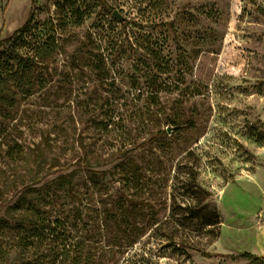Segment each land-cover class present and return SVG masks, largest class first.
Wrapping results in <instances>:
<instances>
[{"label":"rangeland","instance_id":"374dc122","mask_svg":"<svg viewBox=\"0 0 264 264\" xmlns=\"http://www.w3.org/2000/svg\"><path fill=\"white\" fill-rule=\"evenodd\" d=\"M18 30L0 264L264 259V0H0Z\"/></svg>","mask_w":264,"mask_h":264},{"label":"trees","instance_id":"16d2710c","mask_svg":"<svg viewBox=\"0 0 264 264\" xmlns=\"http://www.w3.org/2000/svg\"><path fill=\"white\" fill-rule=\"evenodd\" d=\"M21 33H22V30H18L10 38L0 40V63L2 61L1 60L2 57L7 56V55H9V59H12V60L19 59V55L14 50H10L9 48H7L8 49L7 51H1V48L3 46H7L10 43L11 44L15 43L18 40V38L22 35ZM26 66H28V64H26L25 67ZM239 257L247 259L250 264H264V259H262L259 256L253 255L249 252H243L242 254L239 255Z\"/></svg>","mask_w":264,"mask_h":264},{"label":"water","instance_id":"95a60500","mask_svg":"<svg viewBox=\"0 0 264 264\" xmlns=\"http://www.w3.org/2000/svg\"><path fill=\"white\" fill-rule=\"evenodd\" d=\"M112 16L115 17V18H117V19H119V20H122V19H123V18H122L120 15H118L117 12H115V11H113Z\"/></svg>","mask_w":264,"mask_h":264}]
</instances>
